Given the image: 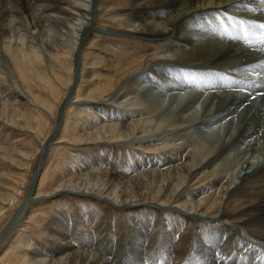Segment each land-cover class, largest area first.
I'll list each match as a JSON object with an SVG mask.
<instances>
[{
  "label": "rangeland",
  "instance_id": "1",
  "mask_svg": "<svg viewBox=\"0 0 264 264\" xmlns=\"http://www.w3.org/2000/svg\"><path fill=\"white\" fill-rule=\"evenodd\" d=\"M27 1L28 8L19 7L18 0L0 8V264H35L28 257L35 250L46 251L48 225L55 218L77 221L76 210L91 214L80 222L88 228L86 237L113 242L135 226L131 219L136 213L147 215L139 246L142 257L154 256V235L165 232L170 242L161 243L156 264H183L186 256H195L196 245L206 240L199 235L215 224L178 217L168 206L186 201L189 208L202 207L208 215L229 212L234 216L225 221L233 227L252 216L240 212L264 193V173H258L264 171V153L249 138L238 136L229 124L232 118L216 122L214 97L223 89L221 77L209 67L183 62V47L171 39L140 38L134 26L141 23L127 11L130 0ZM83 8L91 20L85 29L79 11ZM75 54L80 56L78 69ZM234 122L237 126L236 118ZM40 166L35 193L41 196L60 183L73 192L29 202L20 219L17 212ZM108 169L125 183H113L104 174ZM200 169L205 177L198 174ZM228 187L232 196L224 200L223 188ZM144 189L148 194L141 196ZM119 197L136 206L134 215L117 207L122 204L115 200ZM256 227L245 229L253 232ZM242 230L233 236L254 248L264 246V238ZM242 246L231 252L234 259L248 251L249 246Z\"/></svg>",
  "mask_w": 264,
  "mask_h": 264
},
{
  "label": "bare ground",
  "instance_id": "2",
  "mask_svg": "<svg viewBox=\"0 0 264 264\" xmlns=\"http://www.w3.org/2000/svg\"><path fill=\"white\" fill-rule=\"evenodd\" d=\"M8 1L9 0H0V8L2 4H5V2ZM18 1H19V7L21 6L23 8L25 7L28 8L27 0H18ZM55 1L59 2V0H55ZM130 1H131V5L129 4L130 6L127 9V11H129V14L131 13L134 16V18L140 21L141 23L139 24L141 25V27L139 26L140 28L137 27V24L136 27L134 26V28L137 29L134 32L138 33L137 35L140 36V38L149 39L152 41L153 40L165 41L167 39H171L173 40V42H176L177 44L183 47L182 50L183 54L181 56L182 57L181 60H183V62L190 65H197V66L203 65L205 67H209L213 75L215 74V76L221 77V79L226 80L227 84L221 87L223 89L220 88L221 91L220 90L217 91L216 93L218 94L216 95V97H214L218 99L215 108V114H216L215 116H217L218 120L216 119L217 121L216 120L214 121L219 122L224 119H227L228 117L232 118L229 124H231L232 127L234 125V127L238 131V136L243 140L249 138L251 141H253L252 145L255 148H258L259 151L264 153V43L260 38V30H259L260 26L264 27V0H130ZM86 10L87 9L84 10V8L79 10L81 11L80 13L81 19L83 20V22L85 21V24L82 25L84 29L85 27H87L89 21H91L90 13L89 11L87 12ZM125 22L127 23L129 22L130 24L128 25H131V23L134 24L133 22L127 20ZM128 25L126 27H128ZM74 63L76 66L75 69H78L80 64L79 54H75ZM232 82L234 87L231 85ZM242 108L243 111H240L242 110ZM235 118L236 121L238 122L237 126L235 125L236 123L234 122ZM121 130L123 131L124 129ZM122 131L121 134H123ZM229 131H232L230 127H229ZM40 159H42L43 162V156H41ZM41 167L42 166L37 167L35 171H33L34 173L30 178V183H29L31 185L29 186L30 187L29 191H31L29 193L30 195H28L27 197L28 199L26 198L23 201V206H22L23 208L21 209V211L17 212L18 213L17 217L20 219H22L25 216V213L23 212H25V208H26L25 206L28 205L29 202L37 201L43 197L44 198L49 197L53 199L57 197L61 191L64 190L73 192L71 190H68L66 184L60 183L57 185V187H55L51 191H48L45 194H42L41 196H39L38 193H35V187L36 185H38L37 180ZM170 168L175 169V167H170ZM177 168L181 170L182 168H184V165L176 167V169ZM186 170L187 169H185V171ZM197 171L199 172L198 174L200 173H202L201 175L205 174L204 170L202 172V169ZM197 171L195 172V174L197 173ZM92 173H96V171ZM258 173H261V175H263L264 171L262 172L258 171ZM104 174L111 181H113V183L114 181L123 184L125 183L123 181L124 180L123 177L119 176L112 169H108L107 171L104 172ZM195 174L193 173V175ZM258 175L261 176L260 174ZM263 176L262 179L259 178L262 181L264 178ZM256 179L258 180V178ZM31 180H33L32 183ZM199 180L200 179L198 178V181ZM220 182L221 179L216 182L217 185ZM258 183L260 184L263 182H259L258 180ZM140 185L142 184H140L139 182V187ZM242 186L244 185L242 184ZM143 188L145 187H142V189ZM183 188H185V186H183ZM234 188H236V186H234ZM249 190L250 189L248 187L247 191ZM242 191L239 190V192ZM177 192L176 194L175 192H173V195L174 194H175L174 196L180 195L177 194ZM232 192H230L229 187L223 188L222 199L225 200L231 197ZM246 192H244L245 194L243 193L242 194L246 195L247 194ZM74 193L77 192L75 191ZM198 193L199 192H196L195 194L193 193V196L191 197L192 198L197 197L199 195ZM7 194L8 193L4 194L3 197L4 199L8 197ZM80 194L85 195V191L84 192L80 191ZM147 194L148 193L145 192L144 189L141 191L140 195L146 196ZM255 199L256 201L249 208H247L245 211L240 212V215L244 216L247 213L248 214L252 213L251 214L252 216L249 217L248 215H246L249 218L246 220H242V222H240L239 225L236 227L231 226L230 222L225 221L226 220L225 218L234 216L231 215V213L229 212L227 213L224 212L222 214L215 213L213 215H208L205 212V210L202 209V207L189 208L190 206H188V203L186 201H183L176 205L168 206L170 210L172 209L176 213V215H178V217H180L181 215L184 216L186 215L191 218H203L204 220H207L210 224L215 223L213 224V228L209 233L204 232V234L202 233L199 235V236L202 235L206 240L203 241L204 243H200L196 245L195 254H194L195 256H190V257L186 256L185 257L186 262H184L183 264H217L219 262L221 264L224 261L225 264H264V246L259 245V247L254 248L247 243L248 241L246 243H242L241 239L238 238L239 236H233L234 235L233 231L236 232V229L238 232L242 233L244 232L242 229L248 230L245 228L249 225L254 224L255 226L258 227V230L253 232H250L248 230V232L253 234L257 233L255 239L264 238V193L262 196H260V198L259 196H256ZM115 200L122 203L119 206H117L118 208L119 207L121 209L124 208V210L125 208H127L126 210L131 211L134 215L135 209L133 208H135L136 206L135 207L131 206L128 202L129 200L127 199V197L126 198L119 197V198H115ZM180 200L178 199L175 200V203ZM87 211L76 210L75 218L78 219L77 221H75L74 219L72 220L66 218L65 219L62 218L61 220L59 218H55L54 220H52L51 224H49L50 226L48 225V228L46 230V233L48 234V238H49L48 247L44 248L46 251L41 252L39 250H35L34 252H32L33 254L30 253L31 255L30 257H28L30 262L35 264H107V262L105 261L107 259H104L102 257L104 255L108 257V260L111 259L112 261H114L115 264H142L143 261L148 263L149 260L150 262H153L152 264H156V257L159 256V254L161 255L162 253L159 251V248L161 247V243L168 245L170 244L169 239L167 238V233L160 232L159 235L157 234L158 237L154 235V238H152V242L154 243L153 245L157 244L152 250V254L154 256L150 258L149 256L147 257L145 256V258H143L142 257L143 250H141L142 247L139 246L142 240L144 241V239L142 238L144 236V233L146 232L147 215L144 216V214L143 215L140 214L139 217H136L138 216L136 212H135L136 216H134L133 219H131L132 224H134L133 221L135 222V226L132 227L130 225L131 227L129 226L130 227L129 233L125 235L123 234V236L119 237L117 240H114L115 242H113V240L110 241L111 239L109 240V238L107 240L108 242L106 241L107 238L100 239L98 237L100 240L92 239L90 238L92 235L86 237L87 234L89 233L88 228L84 226V224L83 225L81 224L83 223L82 219H85L86 221L88 217H90L91 215L87 213ZM169 225L173 226L172 222H170ZM195 242H197V240ZM262 243H264V241ZM153 245L151 248H153ZM240 245L241 246L243 245L244 247L249 246L248 251L247 252L245 251L246 253L244 254V256H242L241 254L240 255L241 257L234 259L235 255L231 254V252L238 250L239 247L241 248ZM91 246L96 247L97 249L95 251H92L90 250L92 248ZM148 246L150 247L151 245ZM173 247L172 245H170V248ZM176 247L178 246L176 245ZM144 250H146V246H144ZM149 251L150 250H148V252ZM191 255L193 254L191 253ZM47 256H49L50 259H47ZM180 264H182V262Z\"/></svg>",
  "mask_w": 264,
  "mask_h": 264
}]
</instances>
